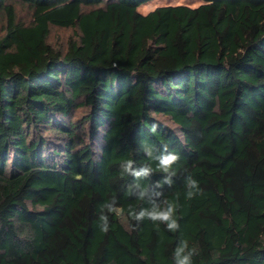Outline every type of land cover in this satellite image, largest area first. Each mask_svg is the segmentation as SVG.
<instances>
[{
    "label": "trees",
    "instance_id": "1",
    "mask_svg": "<svg viewBox=\"0 0 264 264\" xmlns=\"http://www.w3.org/2000/svg\"><path fill=\"white\" fill-rule=\"evenodd\" d=\"M151 1L0 0V264H172L180 239L195 264H264V0ZM53 27L74 32L57 45ZM152 145L181 156L172 187ZM158 192L177 233L126 216Z\"/></svg>",
    "mask_w": 264,
    "mask_h": 264
},
{
    "label": "clouds",
    "instance_id": "2",
    "mask_svg": "<svg viewBox=\"0 0 264 264\" xmlns=\"http://www.w3.org/2000/svg\"><path fill=\"white\" fill-rule=\"evenodd\" d=\"M159 123L153 122L149 127V132L156 134ZM145 142H141L143 145ZM155 145L144 148L145 156L149 161L155 162L156 170L166 174L163 181L164 184L172 187L173 180L171 177L177 174L176 165L179 164L181 156L175 150H169L167 145L162 146V150L158 154L153 151ZM134 161L132 159H125L121 161L122 172L130 174L136 178L148 176L154 169L151 163L143 164L139 169L133 168ZM161 185L158 184L157 187ZM185 186V199L192 200L196 196L203 193V189L200 187V183L191 174L186 175L184 180ZM147 195V189L140 192L138 199L143 201ZM157 197L163 196V200L158 202L157 200L150 199L148 201V207H141L139 211L128 207L126 216L129 221H134L139 226L144 221H150L156 225L159 229L160 225H163L165 230L169 233H177L180 231V217L178 216L179 202L177 200H171L163 193L158 192L155 194ZM120 204L116 201V198L110 197L105 200L99 208L98 215V227L102 233L107 234L111 228V217L122 214ZM200 255V249L195 244H190L188 239H180L176 244L171 254L172 264H195V258Z\"/></svg>",
    "mask_w": 264,
    "mask_h": 264
},
{
    "label": "rangeland",
    "instance_id": "3",
    "mask_svg": "<svg viewBox=\"0 0 264 264\" xmlns=\"http://www.w3.org/2000/svg\"><path fill=\"white\" fill-rule=\"evenodd\" d=\"M166 3H171V4H178V3H189L191 5H197L199 4V1H191V0H153L150 3L143 5L140 7V10L142 12H148L149 10L155 8L157 5L161 4H166ZM17 12H18V18L25 22H29L32 18V14L29 10V8L25 6L18 5L17 7ZM3 23H4V17L3 15L0 14V34L3 29ZM73 30L70 28H57L53 27L52 32H51V40L55 44H63L64 42L67 41L70 35L73 34Z\"/></svg>",
    "mask_w": 264,
    "mask_h": 264
}]
</instances>
